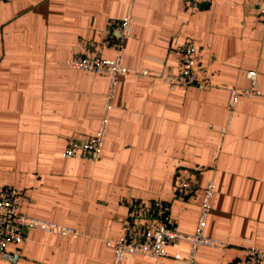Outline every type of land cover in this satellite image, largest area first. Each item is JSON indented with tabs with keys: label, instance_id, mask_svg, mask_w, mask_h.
Segmentation results:
<instances>
[{
	"label": "crops",
	"instance_id": "1",
	"mask_svg": "<svg viewBox=\"0 0 264 264\" xmlns=\"http://www.w3.org/2000/svg\"><path fill=\"white\" fill-rule=\"evenodd\" d=\"M262 0H7L0 2V185L29 198L34 218L74 235L31 228L8 245L0 264H113L110 238L124 236L129 198L170 202L178 229L196 231L201 192L179 196L177 181L215 183L204 233L225 246L177 240L169 255L127 253L122 264H239L245 249L264 248V26ZM133 16L110 111V132L97 160L69 158L68 141L93 135L104 114L105 73L70 66L100 46L110 20ZM192 42L198 83L172 89L177 47ZM113 58V46L101 48ZM141 70H147L144 74ZM258 73L261 94L238 100L229 132L227 86L247 87ZM200 82H203V84ZM181 256V258L177 257Z\"/></svg>",
	"mask_w": 264,
	"mask_h": 264
},
{
	"label": "built area",
	"instance_id": "2",
	"mask_svg": "<svg viewBox=\"0 0 264 264\" xmlns=\"http://www.w3.org/2000/svg\"><path fill=\"white\" fill-rule=\"evenodd\" d=\"M7 1V0H0ZM206 0H185L189 6H199ZM259 17L264 26V0L259 9ZM133 16L110 20L104 40L100 46L89 45L85 51L77 53L68 61L70 66L79 67L90 72L105 73L109 76V85L104 99V114L100 118L99 126L93 135L72 138L68 141L65 155L69 158L97 160L102 153L105 138L110 132L109 119L113 107L118 81L122 75L129 71H137L124 65L126 53V40L132 32ZM113 46L115 56L103 58L101 48ZM180 61V71L176 74L164 73L162 79L172 89L187 88L198 83L193 70L196 54L192 42H186L177 47ZM140 72L147 74V70ZM250 84L247 87L229 84L228 110L229 118L220 132L225 135L229 132L232 116L238 100L243 97H252L261 94L258 87V73L250 70L247 74ZM203 82H200V84ZM179 196H198L201 192L200 213L196 231L193 234L182 232L178 229L177 220L171 212V204L163 198L142 200L129 198L124 203L129 208V216L124 223V236L121 239L110 238L107 244L115 249L113 264H122L127 253H139L151 257L169 255L167 245L177 240H188L192 243V254L200 245L225 246V241L212 238L204 233L208 215L212 208V198L215 183L209 181L203 188L192 184L190 179L181 177L176 183ZM30 198L15 185H0V254L8 260L14 259V254L8 251L11 243H18L27 238L31 228L52 231L60 236L76 235L73 228L54 222L34 218L21 212L20 207ZM181 258V256H177ZM239 264H264V248L250 246L245 249V255Z\"/></svg>",
	"mask_w": 264,
	"mask_h": 264
}]
</instances>
